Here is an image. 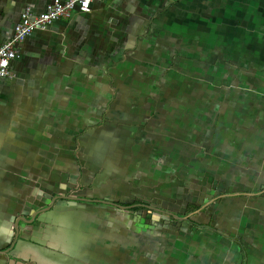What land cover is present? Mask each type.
<instances>
[{"label": "crops", "instance_id": "crops-1", "mask_svg": "<svg viewBox=\"0 0 264 264\" xmlns=\"http://www.w3.org/2000/svg\"><path fill=\"white\" fill-rule=\"evenodd\" d=\"M50 1L0 0V44ZM18 50L0 264H264V0H97Z\"/></svg>", "mask_w": 264, "mask_h": 264}, {"label": "built area", "instance_id": "built-area-1", "mask_svg": "<svg viewBox=\"0 0 264 264\" xmlns=\"http://www.w3.org/2000/svg\"><path fill=\"white\" fill-rule=\"evenodd\" d=\"M97 0H52L38 13L29 7L23 10L14 24L12 35L0 44V81L14 77L11 61L19 57V44L34 30L47 29L59 18L72 15L73 10L86 12Z\"/></svg>", "mask_w": 264, "mask_h": 264}, {"label": "rangeland", "instance_id": "rangeland-1", "mask_svg": "<svg viewBox=\"0 0 264 264\" xmlns=\"http://www.w3.org/2000/svg\"><path fill=\"white\" fill-rule=\"evenodd\" d=\"M194 185H195V184H194ZM195 186H196V185H195ZM189 187L191 188V187H194V186H192V184H191Z\"/></svg>", "mask_w": 264, "mask_h": 264}]
</instances>
